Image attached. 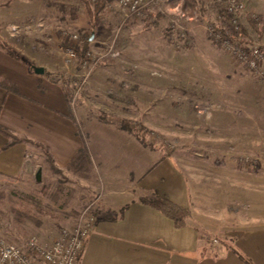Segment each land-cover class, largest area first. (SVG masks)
I'll use <instances>...</instances> for the list:
<instances>
[{"label":"rangeland","instance_id":"374dc122","mask_svg":"<svg viewBox=\"0 0 264 264\" xmlns=\"http://www.w3.org/2000/svg\"><path fill=\"white\" fill-rule=\"evenodd\" d=\"M101 1L0 0V41L6 42L5 31L18 44L23 35L38 46L50 37L44 45L54 54L60 48L63 63L74 75L67 78L71 102L81 84L84 54L102 55L114 43L120 56L105 57L92 69L71 106L73 118H86L91 125L104 114L119 133L117 138L126 133L141 143V137L149 150L171 157L191 178L199 179L201 188L215 190L218 209L231 207L245 214L264 209V193L258 188L264 192V85L247 66L209 39L205 28L214 13L211 0H195V9H185V0H176L175 5L174 0H168L141 18L129 19L119 11L118 0H104L106 7L92 30L84 2L95 9ZM73 36L79 37L78 43ZM88 37L89 48L79 53L78 47ZM67 39L69 44L65 45ZM256 44L261 45L258 40ZM66 47L79 53L77 60L67 62ZM60 65L65 69L57 63L56 75L62 71ZM61 83L65 86L67 80ZM125 121L133 132L121 125ZM112 135L94 128L91 140L80 131L83 143H131ZM29 142L39 149L30 156L35 158L43 151L48 165L40 161L46 168L41 179L0 175V236L18 245L36 236L41 244L49 245L62 230L71 229L67 221H77L80 211L92 200H100L98 195L104 192L96 174L92 176L94 165L87 150V170L66 167L60 176L51 168L52 162L57 166L48 149ZM61 179H66L65 187L73 193L66 207L62 206L63 197L57 203L51 199ZM88 181L90 187L86 186ZM43 185H51V196L41 198L42 207L54 217L35 211L41 221L37 224L17 216L11 209V200L16 198L13 192L31 195Z\"/></svg>","mask_w":264,"mask_h":264},{"label":"crops","instance_id":"0c3cea01","mask_svg":"<svg viewBox=\"0 0 264 264\" xmlns=\"http://www.w3.org/2000/svg\"><path fill=\"white\" fill-rule=\"evenodd\" d=\"M244 1V25L248 27L247 18L259 19L264 28V0ZM11 37L4 32V42L13 54L0 45V127L45 146L60 170L87 150L94 165L92 176L96 174L104 192L96 194L101 197L95 209L96 226L77 264H264V209L249 214L231 207L218 209L215 190L201 188L200 180L191 178L174 159L132 141L126 133L119 138L131 143H83L80 131L91 140L94 128L115 138L119 133L111 123L90 125L86 118L80 122L73 118L68 79L74 75L63 63L60 48L54 54L44 45L50 37L39 44L41 48L29 36L23 35L19 44ZM259 42L264 45V34ZM57 63L65 68L60 65L59 75ZM34 67L43 68L44 74H36ZM62 79L67 80L65 86ZM35 149L39 150L27 141L10 146L0 133V175L41 179L48 162L43 151L30 156ZM152 195L185 209V224L177 227L142 202ZM75 222L66 225L73 228Z\"/></svg>","mask_w":264,"mask_h":264},{"label":"built area","instance_id":"2783aa9c","mask_svg":"<svg viewBox=\"0 0 264 264\" xmlns=\"http://www.w3.org/2000/svg\"><path fill=\"white\" fill-rule=\"evenodd\" d=\"M165 1L168 0H118V9L125 19L141 18ZM213 4L221 5L228 14L230 30H222L224 15L214 12L205 28L209 39L235 60L247 66L264 85V45L250 43L244 33V17L247 15L245 1L211 0V5ZM180 15L184 16L182 13ZM181 37H185L184 32ZM73 40L78 43L79 37L73 36ZM78 54L72 47L65 48L68 63L77 60ZM119 56L120 52L115 48L114 43L102 55L96 56L90 52L84 54L85 59L81 63L83 71L80 77L81 84L73 95L72 108L82 87L87 84L92 69L105 57ZM98 201L99 199L92 200L80 211L74 227L62 230L59 237L49 245L41 244L36 236L29 238L25 245L7 242L0 236V264H77L96 226L95 209Z\"/></svg>","mask_w":264,"mask_h":264},{"label":"trees","instance_id":"16d2710c","mask_svg":"<svg viewBox=\"0 0 264 264\" xmlns=\"http://www.w3.org/2000/svg\"><path fill=\"white\" fill-rule=\"evenodd\" d=\"M106 1L102 0L97 5V7H95V9H91L90 3L84 2L86 4L87 14L89 16L88 22H89V25H91L92 30H94L95 28V23H96V20L98 19L99 14L103 12L106 7V4H105ZM175 2L177 1L174 0L172 4L175 5L176 4ZM188 6H191L193 9L198 7L197 2L195 0H185L183 7L187 9ZM211 9L213 12H219L224 15L222 30L223 31L230 30L229 23H228L229 16L224 10V8L221 5L213 4L211 5ZM159 18L162 19V16H159ZM245 18L246 17H244V20ZM247 23H248V27L246 25L244 26V33L248 37V40L250 43L256 44L257 40L259 41L262 38L264 34V28L261 25V21L259 19L254 20V19L247 18ZM68 44H69V40L67 39L65 45H68ZM0 45H2L5 49H7L9 53L13 54V52L8 48V46L5 43L0 41ZM89 45H90V37L84 38V40H82L81 45L78 47L79 53L87 50L89 48ZM4 85L6 84L4 83ZM99 119L101 122L110 123V121L104 114L101 115ZM123 123L125 124L124 129L126 131L133 132V130L130 128L129 123L125 121V122H122L121 125ZM0 133L4 135V137L10 140V145L14 143H19L22 141L29 142L28 140L16 138L9 130L1 128V127H0ZM138 139L143 145H146V143H144L141 137H139ZM48 161L49 163L52 162L50 158L48 159ZM89 165H90V159L88 158V154L86 153V150H82L71 160L67 168L73 171H77V169L79 170L80 168L81 171L83 170L85 171L88 169ZM51 168L57 175L62 176V172L60 171V169L54 166L53 162L51 163ZM65 181L66 179H61L60 181L57 182L56 191L52 194V197H51V199L56 203L63 197L64 198V203L62 205L63 207H66L67 205H69V201H71L73 197L72 191L71 190L67 191L65 187ZM50 188H51V185H43L40 190H34L31 195H27L23 192H13V196H15L17 199L16 198L14 199L13 197V200H11V209L15 212L17 216L22 217V218L26 217L37 224H40L41 221L37 218V214L35 213V211H37V213L42 214V215L54 217L50 212L44 210L41 204V198L43 196H49V195L51 196L50 190H49ZM141 200L145 204L153 207L154 209L160 211L161 213H163L164 215L172 219L175 222V225L177 227H181L185 224L184 220L187 217L186 210L172 203L171 201L163 197H160L158 195L145 196Z\"/></svg>","mask_w":264,"mask_h":264},{"label":"water","instance_id":"95a60500","mask_svg":"<svg viewBox=\"0 0 264 264\" xmlns=\"http://www.w3.org/2000/svg\"><path fill=\"white\" fill-rule=\"evenodd\" d=\"M34 71L38 75H43L44 72H45L44 69L43 68H40V67H34Z\"/></svg>","mask_w":264,"mask_h":264}]
</instances>
